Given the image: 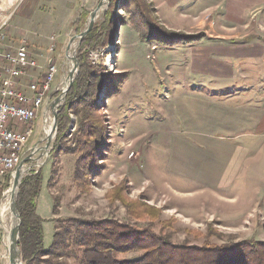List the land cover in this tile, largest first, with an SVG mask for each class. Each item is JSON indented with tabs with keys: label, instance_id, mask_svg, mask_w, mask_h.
I'll use <instances>...</instances> for the list:
<instances>
[{
	"label": "rangeland",
	"instance_id": "1",
	"mask_svg": "<svg viewBox=\"0 0 264 264\" xmlns=\"http://www.w3.org/2000/svg\"><path fill=\"white\" fill-rule=\"evenodd\" d=\"M99 1L84 0L87 10H81L78 15L82 14L80 28L73 26L77 17L67 29L66 40L59 44L60 38L56 39L54 54H50L48 50L51 39L47 47H44L49 56L56 59L58 71L53 79L52 89L58 82L59 94L67 86L68 74L73 66V62L65 54L66 46L72 36L84 29L89 13ZM34 2L35 0H16V7L12 5L8 10L0 11V26L3 24L1 31L6 34L4 46L15 47L21 41L32 45L27 37L33 35L48 42L50 33L58 35V31H61V24L64 23L61 17L64 10L70 8L71 0L66 1L67 6L63 5V0H53V6L46 3L41 10L37 8L33 11ZM0 3H4V0H0ZM151 5L153 7L152 3ZM138 11L134 2L107 0V5L96 16L94 25H100L107 13L114 17L117 27L114 35L109 37L111 40L90 50H80L83 39H75L71 44L70 54L76 60L83 54L88 63L108 77L113 78L117 73L123 72L128 74L116 94H106L105 87L98 94L97 103L103 108L101 112L105 117L108 146L105 156L99 157L102 159L98 160L99 169L87 177V185L82 187L74 176L76 159L80 155L77 148L73 150L78 121L74 114H70V123L60 150H52L55 131L47 151H41L45 145V129L52 123L48 117L52 116L50 104L59 95L54 97L56 91L37 112L33 134L24 148L26 150L34 145L38 148L31 155V160L25 162L24 167L29 169L22 177L31 170H40L42 173L36 212L44 219V248L51 246L56 231L65 233L63 253L55 257L60 264H82V249L73 242L76 233L70 219L112 218L133 228L150 229L174 244L200 246L244 239L264 241V188H258L255 194L254 187L250 185L254 183L251 182H242V187L221 189L191 186L189 183L176 181L170 173L172 149L167 145L170 141L165 131L170 130L172 121L175 123L184 115L179 106L186 105L188 94L200 85L201 78L193 73V60L187 50L180 46V49H176L164 45L157 40V33L148 41L149 29L144 27ZM149 11L144 9L149 21L169 31L186 36L206 34L201 26L189 30L167 28L155 9L152 14ZM134 20L142 22L140 27L147 34L145 40L139 37ZM132 32L137 38L131 36ZM43 64L44 60H39V65L43 67ZM78 70L79 64L75 76ZM39 71L41 69L31 70L30 73L35 76ZM28 83L27 75L19 79L20 89L25 93H28ZM28 154L27 150L22 158ZM113 193L124 200L110 199L109 196ZM126 205L149 208L154 216L143 215L136 218L128 214ZM16 223L17 219L8 205L0 225V264H10L6 230H10ZM142 253L143 250L134 249L118 254L117 258L132 259Z\"/></svg>",
	"mask_w": 264,
	"mask_h": 264
},
{
	"label": "crops",
	"instance_id": "2",
	"mask_svg": "<svg viewBox=\"0 0 264 264\" xmlns=\"http://www.w3.org/2000/svg\"><path fill=\"white\" fill-rule=\"evenodd\" d=\"M15 1L4 0L0 11ZM150 1L167 28L201 26L206 32L195 42L172 46L191 54L192 71L201 79L186 105L179 106L184 115L165 131L172 149L170 173L178 182L213 189L251 182L256 194L264 188V0ZM46 3L54 5L53 0H35L33 11ZM69 6L58 35L50 33L48 42L33 34L27 37L32 54L44 60L43 65L50 37L54 35L55 42L60 38L61 44L81 10H87L84 0H71ZM131 36L137 38L133 32Z\"/></svg>",
	"mask_w": 264,
	"mask_h": 264
},
{
	"label": "trees",
	"instance_id": "3",
	"mask_svg": "<svg viewBox=\"0 0 264 264\" xmlns=\"http://www.w3.org/2000/svg\"><path fill=\"white\" fill-rule=\"evenodd\" d=\"M114 1V0H112ZM134 2L138 8V17L142 18L144 27L148 28V41L158 34L157 40L164 45L175 46L189 44L199 40L202 35H184L169 31L160 25L150 22L144 9L154 13V8L148 0H128ZM143 3V4H142ZM148 12V11H147ZM148 14V13H147ZM82 14L73 23L80 28ZM139 37L146 38L140 21H133ZM121 26V25H120ZM114 17L106 14L100 25H94L81 41L80 50H90L110 41L116 31ZM110 37V38H109ZM87 57L80 54L77 57L79 70L70 85L65 102L57 107V127L53 151L60 150L61 141L65 138L70 123V114H74L77 121V135L74 144L80 151L76 159L75 179L83 187L86 180L99 169V157L105 156L108 143L106 141L105 117L101 112L102 106L97 103L98 94L103 87L106 94H116L119 87L127 79V72L117 73L112 79L101 72L94 65L87 62ZM59 94L56 91L54 97ZM88 177V178H87ZM40 170H31L21 178L16 208L20 217V225L16 233V243L19 251L18 264H60L58 259L65 248V233L56 231L51 246L43 245L44 219L36 212V200L42 184ZM8 185V183H7ZM109 195V194H108ZM113 193L110 199H123ZM119 196V197H118ZM117 199V200H118ZM127 206V205H126ZM128 214L139 218L143 215L154 216L149 208L127 206ZM75 228L74 244L81 247L82 264H264V241L244 239L225 244L188 245L174 244L167 238L155 234L150 229L133 228L115 219L101 220H73ZM141 249L143 253L132 259H119L117 255Z\"/></svg>",
	"mask_w": 264,
	"mask_h": 264
},
{
	"label": "built area",
	"instance_id": "4",
	"mask_svg": "<svg viewBox=\"0 0 264 264\" xmlns=\"http://www.w3.org/2000/svg\"><path fill=\"white\" fill-rule=\"evenodd\" d=\"M2 28L3 24L0 26V207L5 206L15 168L23 154L28 150V156H31L38 149L34 145L24 150L33 134L37 112L49 101L52 82L58 71L56 59L52 56L46 59L45 66H40L25 41L15 47L4 46L6 34ZM50 39L48 50L51 54L55 37ZM38 69H41L39 75L30 73ZM26 75L29 77L28 93L23 92L19 84V79ZM58 89L56 87L54 91ZM49 118L52 121L51 115ZM41 151L44 153L42 148Z\"/></svg>",
	"mask_w": 264,
	"mask_h": 264
},
{
	"label": "water",
	"instance_id": "5",
	"mask_svg": "<svg viewBox=\"0 0 264 264\" xmlns=\"http://www.w3.org/2000/svg\"><path fill=\"white\" fill-rule=\"evenodd\" d=\"M103 4H104V2L102 0H100L98 5L95 7V9L89 13L87 23H86L84 29L81 30L77 35L72 36L70 38L67 46H66L65 54L68 58L71 59V61L73 62V66L70 69L69 74H68L67 86L63 90H61V93L56 98H54V100L50 104L51 113H52V123H51V130L45 137V145L42 147V150H44V151H47V149L51 143V140L53 138V135L55 134V131H56L57 107L60 106L61 104H63V102L65 100L66 93H67L70 85L72 84L74 77H75V73L77 71V67H78L77 60H76L74 55L70 54L71 44L75 39H78V41H81L85 37V35L92 29L94 22H95V18L97 16L96 12L99 9V7ZM105 5H107V0L105 2ZM28 160H31V156L24 157L20 161V163L17 165V167L15 168L14 175H13V181H12V185H11V190H10V195H11L10 211L17 219V223L14 225V227H12L10 230H6L7 237H8L7 250H8L10 264H18L19 251H18V247H17V243H16V233H17V230H18V227L20 225L21 220H20L17 208H16V197L18 194L19 183H20V180H21L23 173H24L22 171L21 167ZM3 207L4 206L0 207V225L2 224V221H3Z\"/></svg>",
	"mask_w": 264,
	"mask_h": 264
},
{
	"label": "bare ground",
	"instance_id": "6",
	"mask_svg": "<svg viewBox=\"0 0 264 264\" xmlns=\"http://www.w3.org/2000/svg\"><path fill=\"white\" fill-rule=\"evenodd\" d=\"M103 2H104V4L103 5H101L100 7H99V9L97 10V15H98V13L100 12V11H102L103 9H104V7H105V2H106V0H102ZM67 79V78H66ZM64 82V81H63ZM65 87H63L62 89H64ZM50 130H51V125L50 126H47L46 127V129H45V134L47 135L49 132H50ZM37 152V151H36ZM40 163V162H39ZM21 169H22V171L23 172H25L26 170H28L29 168H26V167H24V165L21 167ZM8 196H10L7 200H6V205L3 207V217H4V213H5V211L7 210V206L9 205V207L11 206V195H10V192L8 193V195H7V197ZM7 229V228H6ZM5 240H7V244H8V237H7V235H6V239ZM6 244V245H7ZM8 247V246H7Z\"/></svg>",
	"mask_w": 264,
	"mask_h": 264
}]
</instances>
